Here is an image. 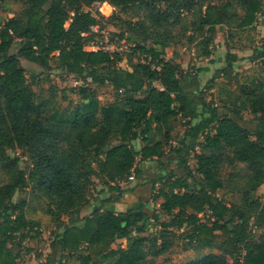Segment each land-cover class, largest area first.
Returning a JSON list of instances; mask_svg holds the SVG:
<instances>
[{"label": "trees", "instance_id": "obj_1", "mask_svg": "<svg viewBox=\"0 0 264 264\" xmlns=\"http://www.w3.org/2000/svg\"><path fill=\"white\" fill-rule=\"evenodd\" d=\"M16 1L24 4L23 10L8 19L0 17V169L8 176L0 186V264H16L9 245L39 225L27 218L26 200H13L28 188L47 199L48 213L64 229L53 246L70 255L85 244L89 250L81 256L85 264H142L165 255L174 245L171 235L183 229L190 233L191 245L220 252L190 264H231L230 258L237 264H264V199L255 197L264 186V78L243 84L240 92L229 93L220 102L209 101L204 91H185L188 73L165 58L167 36L158 35L152 46L139 42L149 38L146 22L167 32L182 21L185 11L194 9L195 31L208 33L202 40L203 55L211 56L217 27L238 17L239 26L252 24L247 20L250 12L261 9V0ZM103 2L147 12L144 20L123 21L127 28L118 35V40L134 43L132 56L139 63L130 61L124 67L128 60L121 53L87 50L99 37L93 27L105 21L113 24L117 18L99 12L97 4ZM234 3L246 12L242 19ZM227 58L232 67L237 56ZM252 58H262L264 64V46ZM22 60L44 70L57 62L56 69L63 74L82 78L88 86L79 88L81 100L63 107L54 95L38 94ZM95 86L112 87L115 99L102 104ZM214 87L211 80L208 88ZM244 112L253 115V127L241 123ZM178 117L185 120L186 129L170 149L177 166L147 180L155 191L161 184L155 195L163 199L161 214L151 215L142 199L118 211L116 204L133 191L121 183L131 176L141 180L140 163L160 162L167 155L170 123ZM164 129L165 139L157 140ZM137 141L143 143L139 150ZM9 150H22L27 159L12 157ZM191 157L196 159L195 168L189 164ZM226 164H242L247 171L235 188L240 203L218 195L227 187L221 177ZM94 179L108 188L101 190L109 191L108 196L96 198L92 213L81 217L93 197ZM62 216L69 222H62ZM154 222L162 229L144 235ZM121 239H127V247L115 248Z\"/></svg>", "mask_w": 264, "mask_h": 264}, {"label": "rangeland", "instance_id": "obj_2", "mask_svg": "<svg viewBox=\"0 0 264 264\" xmlns=\"http://www.w3.org/2000/svg\"><path fill=\"white\" fill-rule=\"evenodd\" d=\"M108 4L105 2L97 4L99 12L105 18H110L112 15H115L117 18L111 22L113 24H107L105 21L102 26L93 27V31L99 34V37L94 40L98 44L103 42L104 36H108L111 39H119L118 35L127 28L122 24L123 21L137 22L144 20L147 16L145 10H142L138 14L135 11L116 8ZM234 6L242 19L246 12L236 3H234ZM23 8L24 4L22 2H17L16 0H0V17L3 19L11 18L19 14ZM260 8L259 11H255L253 14L250 12V17H247V22L252 21V24L245 25L243 23L239 26L241 20L238 17L231 24H226L221 27L218 26L214 41L210 46L212 55L208 57L203 55L204 46L202 43L204 35L208 36V33L206 31H195L196 25H194V22L196 17L194 9L190 13L185 11L182 21L178 25L171 27L167 32L165 27L159 29L154 28L146 22L145 28L147 29L149 38L146 42L142 38H139V42L141 44H147V46H152L153 39L157 38L158 35L167 36L169 45L166 49L165 58L166 60L177 62L180 64L182 70L188 73L187 78L184 80L185 91L189 94H199L201 91H204L207 100L210 101L213 99L215 102H220V98L226 99L229 93L240 92V86L243 84L249 85L253 80L264 78L263 59L252 58L256 51L264 46V0H261ZM70 22L66 26H69ZM120 43L126 49L121 54L128 60H125L122 65L128 67L127 62L130 61L133 64L139 63L140 60L132 56V48L135 46L134 43H131L127 39H121ZM87 50L95 51V47L87 46ZM228 54L237 56V60L232 62V67H229L230 59L227 58ZM141 60L144 61V59ZM22 65L26 69L28 82L31 83L33 90L45 98L54 95L55 100L63 107L77 104L81 100V96L78 94L79 88L88 86L84 84L82 78L74 75H66L57 70V62H54L52 67L47 70L26 60H22ZM226 69L227 73L224 71ZM33 76H36L35 80H33ZM211 80H214L215 84L212 90L208 88L211 85ZM88 81L90 80L88 79ZM95 92L102 104L112 102L116 97L115 91L110 86H95ZM64 95H66V99L63 98ZM220 111L222 112L224 109L222 108ZM252 119V114L244 112V120L241 123L249 128L253 127V124L250 123ZM185 129V120L181 117L171 121V143L167 147V155L160 162L154 159L140 163V166L144 169L141 180L131 176L128 181L121 183L124 189L133 191L123 195L122 201L116 204L118 211H126L130 206L137 203L139 199H142L151 215L154 212L161 214L160 205L163 199L155 197L157 191L161 188V184L157 185L155 191L148 184L147 180L149 178L155 179L158 174H166L168 171L176 168L177 164L174 161V155H172L170 149L179 142L178 138L183 135ZM166 132L167 129H164L156 136V139L163 141ZM134 145L139 150L143 146V143L137 141ZM8 154L12 157L21 156L27 159L22 150H9ZM189 164L195 168L196 159L191 157ZM246 173L247 171L242 164H237L234 167L226 164L222 170L221 177L227 187L226 189L219 190L218 195L229 202L240 203V194L235 192V188L243 181V176ZM7 181L8 176L0 169V186ZM103 189L108 190L102 182L94 179V184L92 185L93 197H91L90 203L81 210V217L89 216L92 213L93 207L96 204V198H105L108 196L109 191L102 193L101 190ZM255 197L264 199V186L260 188ZM13 200L15 202L26 200L28 202L25 208L27 218L39 224L35 229L22 233L15 242L9 245L17 256L16 264H85L82 263L83 260L81 259V256L89 253L85 244L81 246L80 251L70 255L62 251L58 246H53L54 240H56L64 229L60 225V221L48 213V201L45 197L35 196L31 188H28L27 191L17 192ZM162 218L165 217L162 215ZM68 220L69 217L67 216L61 217V221L64 223L69 222ZM83 223L81 221L77 225H82ZM161 229V226L154 222L144 235L153 234ZM189 234L188 231L186 232V229L176 231L171 235V238L174 240V245L165 255L148 259L142 264H190L206 254H220L214 248L197 247L194 243L191 245L189 243ZM23 235L25 238L22 240L21 237ZM127 245V239H121L114 244V247L126 248ZM233 260V258H230L231 264H237ZM89 264L92 263L90 262Z\"/></svg>", "mask_w": 264, "mask_h": 264}, {"label": "built area", "instance_id": "obj_3", "mask_svg": "<svg viewBox=\"0 0 264 264\" xmlns=\"http://www.w3.org/2000/svg\"><path fill=\"white\" fill-rule=\"evenodd\" d=\"M103 39H104V40H102L103 42H101L99 44L96 42H93L89 46H92V47L94 46L95 50L102 49V50L108 51L111 55H115L116 53H121L122 51L123 52L126 51L124 46H122V44L120 43V40L111 39L108 36H104ZM161 89H163V88H161Z\"/></svg>", "mask_w": 264, "mask_h": 264}, {"label": "bare ground", "instance_id": "obj_4", "mask_svg": "<svg viewBox=\"0 0 264 264\" xmlns=\"http://www.w3.org/2000/svg\"><path fill=\"white\" fill-rule=\"evenodd\" d=\"M106 3V2H105ZM106 4H108V3H106ZM109 5V4H108ZM110 7V6H109ZM108 8V7H107Z\"/></svg>", "mask_w": 264, "mask_h": 264}]
</instances>
